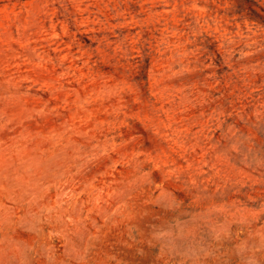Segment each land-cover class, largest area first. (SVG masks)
<instances>
[{"label":"rangeland","instance_id":"1","mask_svg":"<svg viewBox=\"0 0 264 264\" xmlns=\"http://www.w3.org/2000/svg\"><path fill=\"white\" fill-rule=\"evenodd\" d=\"M0 264H264V0H0Z\"/></svg>","mask_w":264,"mask_h":264}]
</instances>
